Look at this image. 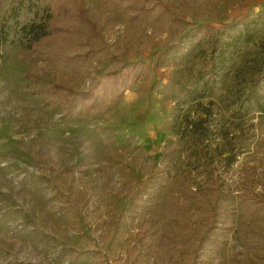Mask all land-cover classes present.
I'll list each match as a JSON object with an SVG mask.
<instances>
[{"label":"rangeland","instance_id":"1","mask_svg":"<svg viewBox=\"0 0 264 264\" xmlns=\"http://www.w3.org/2000/svg\"><path fill=\"white\" fill-rule=\"evenodd\" d=\"M161 1L174 7L178 23L156 27L150 20L144 29L128 32L126 2L78 0L120 61L100 55L82 65L63 64L49 56L54 40L32 49L0 46V264H232V258L264 264V247L255 238L264 236V211L244 217L239 206L246 190L264 197V115L230 117L226 93L240 87L232 80L176 117L172 66L157 65L188 29L256 15L264 0ZM79 31H85L83 25ZM261 42L264 24L250 46ZM136 61L146 73L114 99L107 75ZM175 74L187 77L185 71ZM96 79L107 91V103L94 113H67V99L50 90L61 84L82 91ZM204 115L209 127L217 123L212 174L193 168L186 139L171 129L174 119L181 131L185 116ZM233 153L236 161L226 169ZM186 175L188 184L201 186L209 212L189 206L194 228L181 231L165 202L169 193H179ZM209 177L227 198L215 200ZM212 212L227 213V228L209 225Z\"/></svg>","mask_w":264,"mask_h":264},{"label":"trees","instance_id":"2","mask_svg":"<svg viewBox=\"0 0 264 264\" xmlns=\"http://www.w3.org/2000/svg\"><path fill=\"white\" fill-rule=\"evenodd\" d=\"M122 2L129 5L130 17H126L128 32L129 29H144L150 20V24L156 27L166 21L179 22V17L174 15V7L161 0H106L105 5H121ZM89 14L91 15L88 10L78 4V0H0V46L21 45L32 49L54 40L55 48L49 50V56L57 62L62 61L63 64L82 65L100 55L107 60L120 61L121 59L105 46L100 34L101 28L95 19L88 17ZM261 24H264V9L253 16H237L218 27L208 24L192 27L166 47L157 65L172 66L169 82L174 93V108L179 109V112L173 109L176 117L186 105L214 94L217 89L232 80L240 87L226 93V97L230 99V117L243 119L252 113L264 115V43L250 46ZM81 25L84 26V32L79 31ZM184 71L187 74L185 78L180 76L182 74H175ZM144 72L146 73V68L141 61L124 64L110 72L106 81L111 87L113 98H121L124 91ZM189 76L191 81H188ZM101 84V80L96 79L94 86L82 91L53 84L50 90L68 100L64 99L63 102L67 113L73 114L74 110L81 109L87 114L105 108L107 91ZM203 110L204 114L211 115L210 109ZM210 123L206 115L196 119L185 116L181 131H177L175 127L176 119L171 129L186 139L193 168L200 169L201 173L207 170L212 174L215 169V149L211 144L217 134V123L214 122L213 126L209 127ZM235 161L234 153L227 157L226 169ZM189 178L187 175L182 177L179 193H169L165 202L172 223L181 231L194 228L193 220L186 212L189 206L196 205L204 213L209 212L201 201V186L197 184L193 187V184H188ZM209 178V191L215 200L227 198L228 193L213 185L216 179ZM239 204L240 213L244 217L264 211V197L250 190L242 193ZM226 214L219 216L212 212L214 218L209 225L216 229L227 228ZM244 235L250 237V231L244 229ZM203 238L196 244V253L203 247ZM255 238L257 244L264 247L263 234L260 239L257 236ZM232 264H238L236 258H232Z\"/></svg>","mask_w":264,"mask_h":264}]
</instances>
